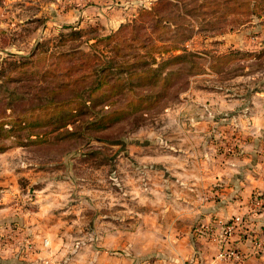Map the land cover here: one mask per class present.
I'll return each mask as SVG.
<instances>
[{
    "label": "rangeland",
    "instance_id": "obj_1",
    "mask_svg": "<svg viewBox=\"0 0 264 264\" xmlns=\"http://www.w3.org/2000/svg\"><path fill=\"white\" fill-rule=\"evenodd\" d=\"M156 1L0 0V83L10 78L9 87L25 96L9 100L13 110L37 104L46 89L101 67L94 60L113 52L98 38L117 32ZM168 1L160 13L169 38L182 48L152 55L158 62L182 49L193 52L196 71L189 72L180 60L169 66L180 67L179 72L164 83L138 81L131 91L106 86L91 95L83 92V105L72 102L75 107L60 125L36 114L28 118L33 123L0 140L5 147L0 151V262H27L20 258L26 257L22 249H31L29 236L35 234L38 264L152 263L167 250L162 231L174 223L169 228L176 232L181 164H192L197 153L203 165L210 160L208 169H218L252 141L258 143L255 154L264 151V0ZM131 34L119 33L126 39L119 62L148 50L131 41ZM72 48L91 59L76 54L56 63L67 71L41 75L53 54ZM41 50L45 59L21 72L24 59ZM229 51L242 54L213 57ZM89 80L72 84L81 89ZM145 93L156 96L126 105ZM2 95L4 89L1 112L9 114ZM192 193L188 189L187 197ZM5 246L11 251L7 255Z\"/></svg>",
    "mask_w": 264,
    "mask_h": 264
},
{
    "label": "crops",
    "instance_id": "obj_2",
    "mask_svg": "<svg viewBox=\"0 0 264 264\" xmlns=\"http://www.w3.org/2000/svg\"><path fill=\"white\" fill-rule=\"evenodd\" d=\"M250 128H254V124H251ZM254 144L258 143H245L243 153L225 159L218 169H208L210 160L205 159L208 165H203L197 153L194 154L195 160H191L192 164L188 161L187 166L185 162L181 164L182 170L178 173V180L182 183V202L178 205L176 235L174 230L169 228V225L173 227L174 223L168 224V232L162 231V245L166 246L167 250L157 253L158 257L152 258V263L145 260L141 264H264V251L251 253L249 240V237L264 238V151L259 155L255 154L257 149ZM190 179L193 186L189 184ZM188 189L193 190L190 198L187 197ZM254 195H258L256 199H261L263 206L252 210ZM237 214L244 216L249 228L248 235L232 236L234 241L240 239L237 243L240 242L238 245L244 252V257L240 260L224 259L218 255L217 244L196 231L203 226H209L215 233H220V223L229 222L230 218ZM161 226L164 227L163 224ZM192 226L193 230L190 229ZM34 235L29 236L33 244L38 241ZM217 236L219 237V234ZM44 241L48 243V239ZM33 244L30 250L22 249L26 257L20 258H25L23 260L27 262L20 261V264H38L37 259L41 253L33 249ZM6 247L8 249V246ZM2 252L7 255L11 251L8 249Z\"/></svg>",
    "mask_w": 264,
    "mask_h": 264
},
{
    "label": "trees",
    "instance_id": "obj_3",
    "mask_svg": "<svg viewBox=\"0 0 264 264\" xmlns=\"http://www.w3.org/2000/svg\"><path fill=\"white\" fill-rule=\"evenodd\" d=\"M246 2L247 4L249 3V1ZM168 4H170L168 0H157L153 6L149 8H141L139 10L138 16L131 22L122 25L117 32L102 38H98L105 48H109L108 50L113 52L111 55L104 57V59L97 57L94 60V62L101 61V67L92 69V72H83V74L75 76L74 80L70 78L67 81H61L60 84L54 88L46 89L45 91L47 95L45 94L43 96L44 99H42L37 104L35 103L25 106L20 112L13 110V104L9 103V100L16 99L19 101L25 97L24 94L20 92V89L18 93L15 86L9 87V83L12 82L10 78L2 80L0 83V90L4 89L5 95H2L1 99L6 101L5 111H9L10 113H2L0 109V140L5 137L7 138V136L11 135V132L18 128H22L23 125L33 123L32 121H28V118L29 116H36V114H39L40 118H42V120H44L46 123L60 125L59 123L64 122L67 116H69L68 110L75 107L70 106L72 102L77 104V108H80L81 105H83L84 100L81 99L83 92L88 91V95H91L93 91L105 89L106 86L110 87L115 92H119L125 88L126 90L131 91L133 85H137L138 81H142L143 84L145 82L157 83L159 81L164 83L169 75L177 74L179 72L180 67L176 66L175 69H171L169 66L179 63L180 60L186 61L189 72L196 71L199 66L195 61L197 56L193 52L182 49V53L161 58V55L182 48L176 41L169 38V26L166 24L165 17L162 15V13H160L162 12V9ZM147 28L150 29L149 36H152V38H149L146 42L144 38L146 36L145 31ZM123 30L132 33L130 40L135 44H138L139 47H144V49L148 48L146 54H141L135 51L132 55L129 54L130 59H125L122 62L118 61L120 56H124L121 55L120 45L126 42V39H123V37L119 35V33H121ZM140 31H142V39L140 37L141 35H139ZM155 40H158L159 42L154 43ZM91 46H95V44H92ZM129 46L132 47L130 44ZM153 52H156L161 56L158 62H156V58H154L152 55ZM239 53L242 54V52ZM239 53L237 51H229L224 55L214 54L213 57H232ZM76 54H79L80 57H82V59L85 61H89L91 59L90 53L84 52L80 49L72 48L61 51L60 53L53 54L51 56L52 61L47 65V67H45L44 72L41 73V75H48L50 72L54 74L61 70L67 71L68 67L57 64L69 57H73ZM32 56L33 58L24 59L22 63L25 66V70L21 69V72L27 71V68L29 70L26 73L30 72L32 67L29 65H32L36 61L45 59V54L42 50L37 51ZM147 57H150L151 61H153H146ZM154 61L156 62L155 67H153ZM167 65L168 69H166L165 73L163 74L162 71L167 67ZM86 76L91 77V80H89V85L82 87L81 89H78V87L75 88V85L72 83L75 81H83ZM80 84L82 85V83H77L76 86H79ZM7 90H9V92H7ZM67 91L70 93H67ZM73 91L75 93H73ZM152 96L156 95L146 93L136 95L133 99L130 98L126 105L128 107L136 106L137 101H140L141 99H147ZM4 148V145L0 143V151ZM257 197L258 195H254V198ZM196 232L201 236H204L200 230H197Z\"/></svg>",
    "mask_w": 264,
    "mask_h": 264
},
{
    "label": "built area",
    "instance_id": "obj_4",
    "mask_svg": "<svg viewBox=\"0 0 264 264\" xmlns=\"http://www.w3.org/2000/svg\"><path fill=\"white\" fill-rule=\"evenodd\" d=\"M258 198V197H257ZM261 199H252V210L255 207H262ZM221 232L215 233L209 226H203L199 230L205 236L206 239L215 242L217 244L218 255L224 259H236L240 260L244 257V252L242 251L240 245V239L234 241L232 236L234 235H248L249 228L247 221L241 214L234 215L230 218L229 222L220 223ZM219 234V237L217 236ZM251 243V253L258 254L264 251V238L261 237H249Z\"/></svg>",
    "mask_w": 264,
    "mask_h": 264
}]
</instances>
